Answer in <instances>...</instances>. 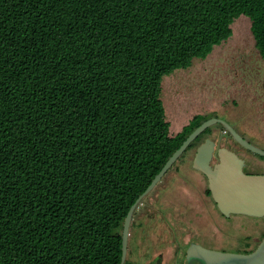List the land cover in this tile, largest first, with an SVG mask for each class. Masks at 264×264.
Masks as SVG:
<instances>
[{
  "label": "trees",
  "instance_id": "16d2710c",
  "mask_svg": "<svg viewBox=\"0 0 264 264\" xmlns=\"http://www.w3.org/2000/svg\"><path fill=\"white\" fill-rule=\"evenodd\" d=\"M240 16L264 59V0H0V264L120 263L129 208L209 118L171 135L162 80Z\"/></svg>",
  "mask_w": 264,
  "mask_h": 264
},
{
  "label": "rangeland",
  "instance_id": "374dc122",
  "mask_svg": "<svg viewBox=\"0 0 264 264\" xmlns=\"http://www.w3.org/2000/svg\"><path fill=\"white\" fill-rule=\"evenodd\" d=\"M226 55L246 56L247 88L249 90L254 88V80L256 78L263 79V65L259 62L258 52L255 49L254 39L250 32V21L247 18L240 17L235 21L234 34L230 37L226 46L214 47L213 51L205 59L193 60L189 68L176 70L171 75L163 78L161 84L162 100L165 107L166 119L170 123L169 132L171 135H175V130L182 123H187L189 118L196 112H202V115L209 116V112L204 108L209 100L206 94H208L209 90H213L215 76H218L214 67L221 60L222 56ZM219 76L228 78L229 75L222 73ZM251 109L248 110V113H252L253 117L248 123L246 128L247 132L244 133H247L246 136L248 138L258 139L264 142V116L262 115L261 105H257V107ZM233 128L238 134L243 135L237 127L233 126ZM225 134L220 127H212L208 136L207 134L202 136L182 160L164 176L160 184L156 187V192L165 189V196L161 197V200L181 201L182 205H190L191 207L188 210L192 211L193 215L196 212L191 225L200 232H212L214 236L213 246L220 247L225 252L238 253L242 252V248L248 247L244 236L250 233V228L253 226L254 221L249 219L248 216H233L230 219H225L219 213L216 206L212 209L210 204L208 205L206 199L202 196V190L205 187L206 180L200 172L192 168L195 150L198 144L206 137L214 140L217 147H227L248 161H252L254 159L253 156L259 158L258 155L250 151L246 152L243 148L235 145ZM248 141L264 150L263 143L254 140ZM261 166L256 167L253 163L248 166V169L258 173H264V162ZM148 201L149 198L143 201V203L146 204ZM154 208L157 209V206ZM133 221L134 223L132 222L130 231L147 229L160 232L162 230H169L166 223L155 221V219L150 222L142 216H135ZM173 225L177 229H182L183 224L178 222L176 224L173 223ZM256 246V242L252 243V248Z\"/></svg>",
  "mask_w": 264,
  "mask_h": 264
},
{
  "label": "water",
  "instance_id": "95a60500",
  "mask_svg": "<svg viewBox=\"0 0 264 264\" xmlns=\"http://www.w3.org/2000/svg\"><path fill=\"white\" fill-rule=\"evenodd\" d=\"M217 124L221 125L223 132L230 135L243 148L264 158V150L249 143L236 132L229 122L218 117L207 118L201 122L173 152L145 191L129 208L122 225L119 264H124L126 260L129 231L136 208L187 150L189 145L202 132ZM214 152L215 142L207 138L196 148L192 168L205 175L208 189L219 213L224 217L230 215L264 217V174L245 173L243 171L244 161L226 147H220L216 150L217 161L213 163ZM188 255L203 260L205 264H264V237L252 252L246 254L210 250L193 244L188 248Z\"/></svg>",
  "mask_w": 264,
  "mask_h": 264
},
{
  "label": "flooded vegetation",
  "instance_id": "af4514ba",
  "mask_svg": "<svg viewBox=\"0 0 264 264\" xmlns=\"http://www.w3.org/2000/svg\"><path fill=\"white\" fill-rule=\"evenodd\" d=\"M200 91H202V90H200ZM258 101H259L258 103H253L252 107H257V105H261L262 115L264 116V99H261ZM200 115H202V114H200ZM194 116L195 115H193L192 117L189 118L186 125ZM208 117L209 118L221 117L223 120H225V118L221 115L209 114ZM225 121H227V120H225ZM215 126L220 127L222 130L221 125L217 124V125H214L212 127H215ZM212 127L208 128L204 132H202L195 140H198V139L200 140L201 137L206 135V134L208 136L210 129ZM207 130H208V132H207ZM225 135L227 137H229L235 143V145L243 148L241 145H239L237 142H235L230 135H228L227 133ZM242 137L244 139H246L247 141L248 140H254L256 142H260V143L264 144V142H261L258 139H251V138L246 137L245 134H243ZM207 138L208 137H206L202 142H204ZM201 143H199L198 146ZM218 148H220V147H217V144L215 142V152H214V158L212 161L213 163H215L217 161L216 150ZM243 149L246 152H249L247 149H245V148H243ZM187 152L186 153L184 152L179 157V159L172 165V167L167 171V173L180 160H182V158L187 154ZM195 152H196V150H195ZM235 153L238 155L237 152H235ZM194 155H195V153H194ZM239 157L245 163V165L243 167V171L245 173H247V174H264V173H258L256 171H251L248 169V166H250L253 163L256 165V167H258V166L262 167L261 164L264 162L263 157L259 156V158H256L253 156L254 159L252 161H248L247 159H245L242 156H239ZM164 176L162 177V179L164 178ZM202 176L206 180L205 187L202 190V196L206 199L207 204L208 205L210 204L212 209H214V207L216 205H215V203L211 197L210 191L208 189L207 179H206L204 174H202ZM161 180H160V182H161ZM160 182L142 200L140 205L134 211L133 218L135 216H138V217L142 216V217L146 218L147 221H150V222H152L155 219V221L166 223L169 230H162L160 232L147 230V229L146 230H136V231L131 230V231H129L127 254H126V260H125L124 264H205V262L203 260H201L197 257H193V256L188 255V248L193 244L194 245H200L206 249L225 252L222 250V248L213 246L214 236H213L212 232L203 233V232L198 231L197 229H195L191 225L192 221H193V216L196 214V212L193 215L192 211L188 210L191 207L190 205H187V204L182 205L181 201L161 200V197L165 196L166 190L162 189L160 192H156V187L160 184ZM147 198H149L148 203H146V204L143 203V201H145ZM154 204H156V205H154ZM141 205H142V207L140 208ZM155 206H157V209L154 208ZM207 210H209V209H207ZM233 216L247 217L244 215H230L229 217H224V216L223 217L225 219H230ZM133 218H132V222L134 223ZM248 218L252 219L254 221L253 226L250 228V233L248 235L244 236L246 243H248V247L242 248L243 249L242 252H238V253L246 254V253L252 252L257 247L256 246L255 248H252V243L256 242L258 245L259 242L264 237V217H261V218L248 217ZM132 222H131V225L133 224ZM178 222L183 224L182 229H177L175 227V225H173V223L176 224Z\"/></svg>",
  "mask_w": 264,
  "mask_h": 264
},
{
  "label": "crops",
  "instance_id": "0c3cea01",
  "mask_svg": "<svg viewBox=\"0 0 264 264\" xmlns=\"http://www.w3.org/2000/svg\"><path fill=\"white\" fill-rule=\"evenodd\" d=\"M240 17L247 18L250 21L248 17ZM235 21L231 24L232 36L234 34ZM229 39L220 44L219 47L226 46ZM255 49L257 50L256 45ZM257 52L259 62L263 65L262 71L264 73V59L261 57L258 50ZM246 60L247 58L245 55L243 57H241V55L222 56L221 60L214 67L218 76H215L213 90H209L208 94H206L209 100L204 107L211 115L223 116L225 120L232 124V126L237 127L243 134L247 132L246 128L253 117L252 113H248V110H252L251 108H253L251 105L253 103H258V100L264 99V76L263 79L258 77L254 80L255 86L252 90L247 88L248 77ZM222 73H227L229 75L228 78L219 76ZM196 114H202V112H196L194 115ZM184 125H186V123H182L175 130L174 134L181 131Z\"/></svg>",
  "mask_w": 264,
  "mask_h": 264
}]
</instances>
